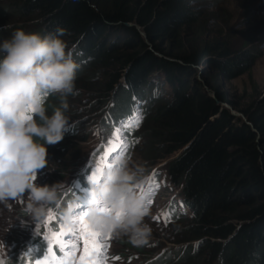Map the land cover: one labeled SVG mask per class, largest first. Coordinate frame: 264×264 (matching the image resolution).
I'll use <instances>...</instances> for the list:
<instances>
[{
	"label": "trees",
	"instance_id": "obj_1",
	"mask_svg": "<svg viewBox=\"0 0 264 264\" xmlns=\"http://www.w3.org/2000/svg\"><path fill=\"white\" fill-rule=\"evenodd\" d=\"M192 1L0 0V38L33 24L41 35L62 29L80 65L75 85L86 72L105 73L99 108L113 102L111 127L141 137L147 161L162 151L159 160L188 210L183 216L172 206L167 222L185 224L180 233L188 245L172 256L158 253L150 264H264V106L241 111L243 122L209 80L210 70L227 78L245 74L253 57L218 40L188 46L204 13L202 6L193 12ZM157 74L171 91L152 96L135 134L139 102L155 89L148 79ZM59 103L49 96L45 106L50 113Z\"/></svg>",
	"mask_w": 264,
	"mask_h": 264
},
{
	"label": "rangeland",
	"instance_id": "obj_2",
	"mask_svg": "<svg viewBox=\"0 0 264 264\" xmlns=\"http://www.w3.org/2000/svg\"><path fill=\"white\" fill-rule=\"evenodd\" d=\"M199 1H192L193 12L198 13V7L202 6L204 13L196 26L190 30L188 46L190 41L204 44L218 40L233 52L247 51L253 57V61H245L249 65L248 71L243 75L227 78L210 70L209 79L230 101L231 105L224 107L231 114L238 115L243 122H247L241 111L264 106V0ZM199 26L201 30L197 31ZM35 27L34 24L31 25L27 32H32ZM193 33L196 35L193 36ZM8 38L4 36L0 40ZM119 42L124 45L123 38L120 37ZM67 46L74 49L73 44ZM195 71V77L204 83V69L197 67ZM84 75L85 80L76 86V94L66 98L68 109L65 115L69 120V130L60 142L48 146V166L38 172L36 183H62L61 203L67 202L69 205L75 198L83 195L81 189L91 187L88 176L91 175V167L99 162L101 157H105L106 164L112 163L117 157H124L130 167L142 166L144 183L139 191L143 190L142 193L146 196L147 214L143 223L148 226L149 233L142 244L132 243L126 235L110 236L105 241V255L108 258L106 264H150L159 255L172 256L188 245L180 233L185 224L172 225L167 222L170 210H173L172 206L181 215L188 214L187 208L182 207L180 203L181 188L171 183L165 173V162L159 160L162 151L154 159L147 161L146 148L141 137L135 136L133 140L119 128L111 127L109 110L113 102L107 100L105 107L99 108L103 98L98 89H103L108 83L106 74L101 73L91 78L87 72ZM193 78L191 76L189 83H192ZM148 80L149 85L158 91L155 92L154 89L151 93L147 92V101L139 102L136 116L138 121L134 124L132 122L134 127L136 125L135 134L140 131L136 123L144 114V109L150 107L152 96L161 90L162 93L171 91L168 85H161V75H153ZM59 207L51 208L54 219L45 228L41 221L47 215L39 222L34 221L31 214L24 211L23 197L0 203V264H35L36 259H42L47 249L43 235L46 232L59 231L61 224H64ZM192 244L194 243L190 245ZM82 247L81 243L80 250L75 254V261L79 260ZM29 249H33V254L25 255ZM54 251L58 258L63 255L59 247L54 248ZM114 257L118 259H113Z\"/></svg>",
	"mask_w": 264,
	"mask_h": 264
},
{
	"label": "clouds",
	"instance_id": "obj_3",
	"mask_svg": "<svg viewBox=\"0 0 264 264\" xmlns=\"http://www.w3.org/2000/svg\"><path fill=\"white\" fill-rule=\"evenodd\" d=\"M62 35V29L43 35L16 29L0 40V203L23 197L24 211L37 222L61 204L62 183L40 185L36 179L48 166V146L60 142L69 130L66 98L77 92L80 65ZM49 96L60 100L50 113L45 106ZM143 183V167H130L126 158L117 157L92 185L88 223L106 235H126L134 244L144 243L149 229L143 223ZM80 207L77 197L60 209L67 227L74 226Z\"/></svg>",
	"mask_w": 264,
	"mask_h": 264
},
{
	"label": "snow or ice",
	"instance_id": "obj_4",
	"mask_svg": "<svg viewBox=\"0 0 264 264\" xmlns=\"http://www.w3.org/2000/svg\"><path fill=\"white\" fill-rule=\"evenodd\" d=\"M138 126V125H137ZM111 163H105V157H101L100 161L91 167V175L88 176V183L91 185L89 189H81L83 195L81 198V207L75 213L74 226L69 228L65 224H61L59 231L46 232L43 239L47 242V249L42 259H36L35 264H106L107 256L105 251L107 245L105 241L110 237L94 229L87 221V208L92 200V185L96 183L100 177L102 170ZM78 187V185H76ZM143 190H141L142 192ZM151 203V200L148 201ZM54 219L52 209H49L47 217L41 222L45 228L49 222ZM82 243V253L78 261H75V254ZM59 247L63 253L59 258L54 248ZM33 249H29L25 255H32ZM113 259H118L114 257Z\"/></svg>",
	"mask_w": 264,
	"mask_h": 264
},
{
	"label": "water",
	"instance_id": "obj_5",
	"mask_svg": "<svg viewBox=\"0 0 264 264\" xmlns=\"http://www.w3.org/2000/svg\"><path fill=\"white\" fill-rule=\"evenodd\" d=\"M129 26H130V25H129ZM141 34H142L144 37H146L144 33H141ZM232 115L238 117V115H236L235 113H232Z\"/></svg>",
	"mask_w": 264,
	"mask_h": 264
}]
</instances>
